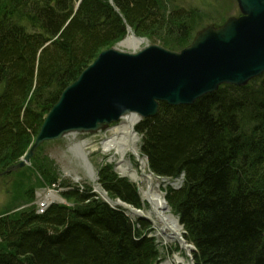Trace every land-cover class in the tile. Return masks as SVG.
<instances>
[{"label":"trees","instance_id":"1","mask_svg":"<svg viewBox=\"0 0 264 264\" xmlns=\"http://www.w3.org/2000/svg\"><path fill=\"white\" fill-rule=\"evenodd\" d=\"M109 1L0 0V175L14 172L6 171L28 152L63 90L125 37L126 26L171 51L191 43L195 11L168 0ZM135 132L154 176H183L165 198L195 248L193 263L264 264V73L191 106L160 103ZM48 172L41 175L56 185ZM98 184L110 199L140 207L135 187L110 165ZM64 187L72 206L0 215V264H155L148 223L134 224L88 187Z\"/></svg>","mask_w":264,"mask_h":264},{"label":"water","instance_id":"2","mask_svg":"<svg viewBox=\"0 0 264 264\" xmlns=\"http://www.w3.org/2000/svg\"><path fill=\"white\" fill-rule=\"evenodd\" d=\"M235 2L239 16L229 17L219 27L202 29L178 52L145 44L132 52L114 46L99 53L63 90L28 152L6 172L26 167L44 143L71 134H95L133 114L139 123L154 117L160 103L191 106L223 85L244 87L260 77L264 73V0ZM126 32L144 41L129 27Z\"/></svg>","mask_w":264,"mask_h":264},{"label":"rangeland","instance_id":"3","mask_svg":"<svg viewBox=\"0 0 264 264\" xmlns=\"http://www.w3.org/2000/svg\"><path fill=\"white\" fill-rule=\"evenodd\" d=\"M168 3L169 6L173 5L174 7L176 6L178 9L183 8L186 11L193 10L197 13V15L195 16L196 20L191 23V42L193 41L196 34L202 29L208 26L219 27L229 17L239 16V11L237 9L235 0H168L167 4ZM145 44H155L160 47H163L158 41L152 43L150 39L144 38V41L140 45V47H127L122 48L121 50L125 52L137 51L142 48ZM95 134L79 133L68 135L57 141L47 142L36 149L33 157L31 158V161L26 167L21 170L19 169L14 171L8 177L0 175V215L2 213H5L7 216L18 215L19 213L28 210L30 208V204L32 203L28 202L29 200L27 199L29 197V191L33 192L32 201L39 200L36 199V197H43V193L48 189L47 187H49L50 185L47 184L43 175H41V172L49 171V174H55L57 178V185H64L69 187L81 186L82 188L88 187L90 188V190L94 191V186L92 183H90L83 162L81 161L79 155L76 154L74 146L82 142L85 143L86 147L89 144H92V146H94L97 143V138L94 136ZM138 139L139 141L137 142V150L140 154L139 147L142 139L141 136H138ZM84 153L86 154L87 161L96 171V173H98L100 168L104 165H110L114 173L119 178L126 179L128 182L132 181L126 177H121L120 173L116 169L115 160L109 162L107 156H102L99 152H90L89 146L84 149ZM141 159L144 160L143 158ZM125 160H127L135 169L138 168V164L134 156L128 154L125 157ZM75 178L78 179L77 182L73 181L75 180ZM134 185L141 192L142 187H139L137 183ZM57 188L59 187L57 186ZM93 195H95L99 201H104L101 199L97 192H94ZM59 205L72 206L73 204L70 201L65 202V204ZM146 208H148V205H144L143 209L146 210ZM136 219H133L131 221H136ZM181 232L182 239L186 241L184 239V230L181 229ZM148 235L154 237L153 233L150 231V227ZM154 240L156 242V239ZM172 244H175L177 246V249H180L177 242H170L169 245ZM186 244L190 245L188 243ZM190 246H192V248L194 247L193 245ZM176 252H178V250ZM193 252H195V249ZM193 252L190 253V257ZM180 254L186 257L185 253L181 252ZM168 257L170 258L171 256L168 255Z\"/></svg>","mask_w":264,"mask_h":264},{"label":"bare ground","instance_id":"4","mask_svg":"<svg viewBox=\"0 0 264 264\" xmlns=\"http://www.w3.org/2000/svg\"><path fill=\"white\" fill-rule=\"evenodd\" d=\"M142 43L143 41L135 39L128 34L122 41L118 42L115 47L119 50L127 47L137 48L140 47ZM138 120L139 118L135 114L124 116L118 123L106 128L104 131L99 130L96 132L94 136L97 138V143L94 146L89 144L87 147L89 146L90 152H99L102 156H107L109 162L115 160V166L120 175L132 180L131 182L134 184L137 183L139 187H142L140 193L143 199H141L142 209L143 205H148L146 210L143 209V211L140 212L133 206L105 196L97 185L96 171L87 161L86 154L84 153V149L87 148L85 143L76 144L74 150H76V154L79 155L83 162L90 183L94 186V192H97L102 200L113 207L123 208L131 220L141 216L148 219L150 231L156 239L159 252V261L157 264H192L189 256L192 252V246H190L191 244L187 245V242L182 239L180 225L176 216L171 212L165 198V190L168 187H178L182 183V178L179 177L175 180L162 179L154 176L148 170L145 159L140 156L137 150V142L139 139L135 133V127ZM128 154L135 157L138 164L137 169L125 160ZM45 198L48 201L57 199L61 202L53 193H48ZM47 202H43V204L38 206L35 210L45 213L49 208ZM170 242H177L180 249H177L175 244L169 245ZM177 250L178 252H176ZM181 252L185 253L186 257L182 256L180 254ZM168 255L171 257L169 258Z\"/></svg>","mask_w":264,"mask_h":264}]
</instances>
